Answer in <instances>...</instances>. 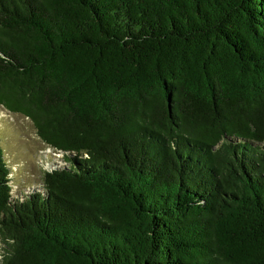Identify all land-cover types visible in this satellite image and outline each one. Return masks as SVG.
<instances>
[{
    "label": "trees",
    "instance_id": "1",
    "mask_svg": "<svg viewBox=\"0 0 264 264\" xmlns=\"http://www.w3.org/2000/svg\"><path fill=\"white\" fill-rule=\"evenodd\" d=\"M0 105V264H264V0H0Z\"/></svg>",
    "mask_w": 264,
    "mask_h": 264
},
{
    "label": "rangeland",
    "instance_id": "2",
    "mask_svg": "<svg viewBox=\"0 0 264 264\" xmlns=\"http://www.w3.org/2000/svg\"><path fill=\"white\" fill-rule=\"evenodd\" d=\"M0 147L10 170L12 197H19L36 187L41 169L48 166L51 156L55 154L57 156V153L39 139L32 122L27 117L11 113L1 105Z\"/></svg>",
    "mask_w": 264,
    "mask_h": 264
},
{
    "label": "built area",
    "instance_id": "3",
    "mask_svg": "<svg viewBox=\"0 0 264 264\" xmlns=\"http://www.w3.org/2000/svg\"><path fill=\"white\" fill-rule=\"evenodd\" d=\"M54 153H56V152H54ZM59 154L57 153V156H58ZM55 156H56V154H55Z\"/></svg>",
    "mask_w": 264,
    "mask_h": 264
}]
</instances>
